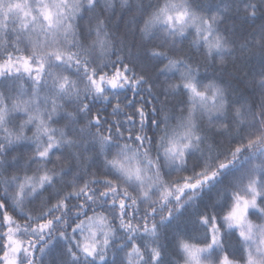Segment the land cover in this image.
I'll list each match as a JSON object with an SVG mask.
<instances>
[{
	"label": "snow or ice",
	"instance_id": "1",
	"mask_svg": "<svg viewBox=\"0 0 264 264\" xmlns=\"http://www.w3.org/2000/svg\"><path fill=\"white\" fill-rule=\"evenodd\" d=\"M0 264H264V0H0Z\"/></svg>",
	"mask_w": 264,
	"mask_h": 264
},
{
	"label": "trees",
	"instance_id": "2",
	"mask_svg": "<svg viewBox=\"0 0 264 264\" xmlns=\"http://www.w3.org/2000/svg\"><path fill=\"white\" fill-rule=\"evenodd\" d=\"M258 62L259 61H258V57H257L248 65V67L251 69L253 67V65H256L257 70H258Z\"/></svg>",
	"mask_w": 264,
	"mask_h": 264
}]
</instances>
